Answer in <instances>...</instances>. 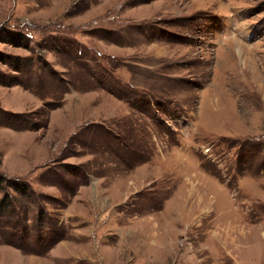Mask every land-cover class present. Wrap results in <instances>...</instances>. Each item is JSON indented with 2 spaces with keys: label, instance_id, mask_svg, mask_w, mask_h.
I'll use <instances>...</instances> for the list:
<instances>
[{
  "label": "rangeland",
  "instance_id": "obj_1",
  "mask_svg": "<svg viewBox=\"0 0 264 264\" xmlns=\"http://www.w3.org/2000/svg\"><path fill=\"white\" fill-rule=\"evenodd\" d=\"M0 264H264V0H0Z\"/></svg>",
  "mask_w": 264,
  "mask_h": 264
},
{
  "label": "trees",
  "instance_id": "obj_2",
  "mask_svg": "<svg viewBox=\"0 0 264 264\" xmlns=\"http://www.w3.org/2000/svg\"><path fill=\"white\" fill-rule=\"evenodd\" d=\"M3 182H5V176L2 173H0V184Z\"/></svg>",
  "mask_w": 264,
  "mask_h": 264
}]
</instances>
